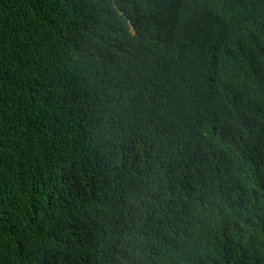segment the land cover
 <instances>
[{"label":"trees","instance_id":"16d2710c","mask_svg":"<svg viewBox=\"0 0 264 264\" xmlns=\"http://www.w3.org/2000/svg\"><path fill=\"white\" fill-rule=\"evenodd\" d=\"M108 6V0H0V264H264V146L252 130L231 139L236 161L219 150V141L214 161L197 155L207 161L196 165L191 160L195 172L183 173L171 155L180 152L185 139L189 93L198 84L175 91L166 87L164 76L146 78L150 81L142 85L133 119L127 104L119 113L103 87V76L114 80L116 71L104 72L99 66L100 26H110L117 14L114 9L105 14ZM159 7L173 10L170 0H159ZM261 20L263 26L254 30L264 35ZM174 21L178 30L181 20L175 16ZM162 22L167 27L170 15L165 14ZM92 26H98L92 40L78 44L79 36L84 32L86 37ZM208 53L214 60L226 56L221 48ZM224 63L235 65L245 80L264 78V56L254 47L239 50L235 57L230 53ZM33 82L48 91L47 113L40 96L30 93V99L22 89ZM103 103L107 106L98 132L82 133L80 119L89 125L91 107ZM19 108L25 120L16 132L11 120ZM153 110L158 112L157 121L150 117ZM250 110L237 109L253 128L264 132V98ZM130 123H139V129ZM103 135L100 144L113 159L92 165L86 144ZM161 135L177 138L166 143L169 152H164L172 161L159 154L151 170L158 177L177 174L184 198L195 208L222 205V220L235 236L228 245L210 243L209 262L199 243L198 225L168 215L172 193L154 211L155 201L145 196L130 197V212L123 208L124 193L134 194L142 185L139 177L129 180L128 168L135 167L140 150L157 152L149 143ZM33 150L41 154L47 150L48 156L35 159L29 154ZM72 164L82 165L79 181L92 188L87 201L78 202L83 187L69 183ZM11 180L21 185L14 194ZM207 196L214 198L212 205ZM151 217L163 230L177 222L184 231H194L196 246L172 258L170 251L151 245L152 238L139 233L141 223Z\"/></svg>","mask_w":264,"mask_h":264},{"label":"clouds","instance_id":"9594fccd","mask_svg":"<svg viewBox=\"0 0 264 264\" xmlns=\"http://www.w3.org/2000/svg\"><path fill=\"white\" fill-rule=\"evenodd\" d=\"M109 6L105 14L111 10L117 12L110 26L101 25V41L98 44L100 52L99 66L103 71L115 69L116 79L106 81L103 76L104 90L108 101H114L119 113L123 105H128L130 120L133 119L139 100L143 96L142 85L150 80L166 77V87L171 90L188 87L192 83L198 84L196 89L189 93V110L187 130L184 131V141L180 152L171 155L178 161V167L183 173L195 172L193 160L196 165L206 162L204 158L215 160V144L222 141L219 150L236 161L235 147L231 139L242 138L253 130L254 138L259 145L264 146V132L253 128L249 121L243 117L241 111H252L250 108L255 101L264 98V78L244 79L234 66L225 64L230 53L235 57L243 48L254 47L264 56V35L254 30L263 26L264 1L255 3L254 0H170L173 10L159 7V0H108ZM165 14L170 15V22L164 26ZM175 16L181 20V26L175 27ZM159 21V22H158ZM161 21V22H160ZM76 30V23L73 20ZM98 26H92L90 33L84 37V32L76 41L83 44L92 40ZM177 31L179 33L177 35ZM193 36H198L200 42ZM222 49L226 56L214 60L209 50ZM98 66V68H99ZM101 70V69H100ZM170 70V71H169ZM30 97L35 94L39 103L45 104L44 113L50 108L48 91L41 89L39 84L33 82L22 88ZM107 103L91 107L90 124L85 126L80 119L82 133L90 136L98 132V121L104 117ZM22 108L15 109V119L11 122L16 125V132L25 120ZM158 115L153 110L150 117L154 120ZM158 118L155 119L157 121ZM154 122V121H151ZM139 129V123H130ZM192 125V127H191ZM245 125L250 126L247 128ZM101 131V130H100ZM99 131V132H100ZM197 132H200L198 135ZM104 135L95 143L86 144L88 162L92 165H101L110 162V151L100 144ZM177 138L161 135L149 144L157 150L154 153H142L141 150L134 157L135 167L128 168L129 180L135 177L141 179L142 185L134 194L124 193L127 209L130 197L145 196L155 202L153 207L172 193V205L168 215H178L184 223L198 225L199 243L209 262L210 255L206 247L214 240L225 245L233 243L234 235L227 228L228 222L222 220L223 206L216 204L207 209L203 206L195 208L184 198L183 183L177 174L167 176L151 170V166L163 154L172 161L166 143ZM208 150H212L208 152ZM26 153H28L26 151ZM35 159L48 156V152L33 150L29 152ZM83 168L81 164L70 165L68 176L71 186H82L81 201L91 199V187L83 185L79 180ZM14 194L20 183L11 180L8 184ZM11 194V195H12ZM212 196L205 197L211 205ZM126 212V213H127ZM156 218H148L139 226V233L143 238L151 239V245H158L170 251V257L178 258L189 247L196 246L194 231L183 230L177 222L169 224V229L163 230L156 226ZM151 224H154L151 227ZM188 232V233H187Z\"/></svg>","mask_w":264,"mask_h":264}]
</instances>
